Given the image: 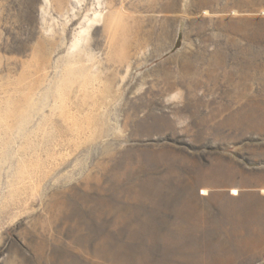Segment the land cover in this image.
<instances>
[{
	"label": "rangeland",
	"instance_id": "obj_1",
	"mask_svg": "<svg viewBox=\"0 0 264 264\" xmlns=\"http://www.w3.org/2000/svg\"><path fill=\"white\" fill-rule=\"evenodd\" d=\"M0 264H264V0H0Z\"/></svg>",
	"mask_w": 264,
	"mask_h": 264
}]
</instances>
